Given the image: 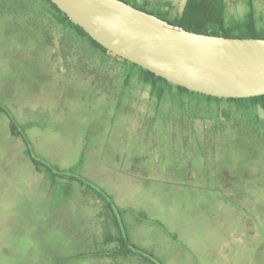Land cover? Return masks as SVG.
Instances as JSON below:
<instances>
[{"label":"rangeland","instance_id":"374dc122","mask_svg":"<svg viewBox=\"0 0 264 264\" xmlns=\"http://www.w3.org/2000/svg\"><path fill=\"white\" fill-rule=\"evenodd\" d=\"M170 1L173 13H180L186 2ZM255 5L259 25L264 26V0H255ZM227 11L243 15L245 0H227ZM53 12L45 0H0V105L21 124L35 122L27 127L30 140L39 154L56 163L45 154L70 160L69 148L77 135L74 130L49 138L38 123L51 81L40 64L64 60L60 53L52 60L49 56L43 25L51 24L46 20ZM68 60L78 61L72 55ZM90 60L96 61V56ZM99 60L108 65L117 61L109 55ZM115 71L121 79L132 72L125 65ZM140 77L136 72L126 86L119 83L125 88L121 97L108 94L106 102L108 113L118 112L115 131L106 135L108 156L125 152L138 173L151 180L149 187L137 182L129 188L122 185L120 198L161 214L179 232L181 242L165 264H264V128L257 127L245 110L235 112L236 107L224 122L216 118L215 102H197L190 96L182 99L186 108L171 97L159 102ZM127 109L132 111L124 113ZM25 148L24 141L11 133L9 114L0 111V264H145L140 256L106 255L115 243L102 240L104 231L117 230L102 214L103 201L83 193L80 181L68 180L71 197L66 205L65 179L51 189ZM150 189L157 197L151 204ZM128 190L132 194H126ZM50 216L74 223L75 233L82 232L78 227L92 226L96 244L70 241L58 246L50 239L40 244L36 227Z\"/></svg>","mask_w":264,"mask_h":264},{"label":"crops","instance_id":"0c3cea01","mask_svg":"<svg viewBox=\"0 0 264 264\" xmlns=\"http://www.w3.org/2000/svg\"><path fill=\"white\" fill-rule=\"evenodd\" d=\"M47 18L46 21L51 24H44L43 27L44 32L48 35L46 42L50 49V59L58 57L60 53L64 60L61 62L58 60L47 61L40 64L41 68L45 66L47 69L48 73L45 75L50 77L51 81H49L50 84L46 89L47 92H45L48 102L43 105L40 111L39 117L42 120L38 123L47 129L45 134H49L47 136L49 138L57 139L58 136L65 133L73 134L72 131L74 130L77 137L72 147L69 148L71 150L70 160H60L49 156V154L45 155L62 166H73L79 162L81 155L85 152L84 162L79 169L80 173L105 188L119 206L129 209L125 213V221L129 225L132 241L138 246L151 250L163 261H168L170 255L177 250V246L181 242L179 232L172 230L161 214L157 212L154 214L146 206H136L128 199H121L118 192L121 187L129 188L132 183L136 182L149 187L148 183H151V180L149 182L147 176L138 173L136 163H133L125 152L120 151L117 155L111 153L110 156L106 152V135L108 134L109 137L118 125L116 122L118 112L109 111L108 113L106 111L107 96L109 94L117 97L120 94L121 97L125 90V88H119V83L126 86L125 77L121 79V75L119 74L118 77V73L115 71L121 70L125 64L116 61L108 65L107 62L100 61L99 58L106 59L108 55L94 47L88 38L62 24L60 21L63 20H60L58 15L52 14ZM40 22H44V20L42 19ZM70 55L76 56L78 61H69ZM91 55L96 56V61L90 60ZM101 70L103 73L100 72ZM110 70L114 71L115 74H110ZM117 89L119 90L117 91ZM116 92L119 94L115 95ZM128 111L132 110L127 109L124 113H128ZM98 116L102 118V121L97 118ZM76 117L79 118L77 122L75 121ZM30 123H33L32 126L35 125V122ZM42 173L50 183L51 189H54L59 183L60 177L51 180L44 172ZM64 179L62 178V180ZM64 181L67 183H63L65 185L62 190L67 205L71 193H65L66 188L69 187V182L68 179ZM126 194L130 195L132 192L128 190ZM154 194L153 189L147 192V195H151L147 198L149 204L157 198ZM66 209L67 206L64 207V211ZM138 212L146 213L148 218H141ZM49 213L55 214L53 206L49 208ZM50 217V221L36 227L35 237L40 241V244L45 239L52 240L58 246L69 245L73 241L81 245L84 243L92 245L95 240L93 245L96 244V238L93 237L92 239V226L78 227L77 229L82 230V232L75 233L74 223H61L57 221L56 217ZM103 229H105V224ZM102 238L103 241L106 240V229ZM100 240L101 238L98 243ZM98 257L102 258L101 256ZM56 261H59V258H56ZM101 263L102 261L99 262V264Z\"/></svg>","mask_w":264,"mask_h":264},{"label":"water","instance_id":"95a60500","mask_svg":"<svg viewBox=\"0 0 264 264\" xmlns=\"http://www.w3.org/2000/svg\"><path fill=\"white\" fill-rule=\"evenodd\" d=\"M94 40L169 82L215 97L264 95V37L168 23L125 0H51Z\"/></svg>","mask_w":264,"mask_h":264},{"label":"trees","instance_id":"16d2710c","mask_svg":"<svg viewBox=\"0 0 264 264\" xmlns=\"http://www.w3.org/2000/svg\"><path fill=\"white\" fill-rule=\"evenodd\" d=\"M54 9V15L60 17L62 24L75 30L82 36L89 39L90 43L106 53L117 61L123 62L132 72L125 74L126 85L133 79L136 72L140 73L141 81L150 88V96L157 97L159 102L165 98L171 97L173 101H182L186 96L193 97L197 102L208 101L216 103V118L229 121L232 116V109L236 107L235 112L245 110L252 115L257 127L264 128V95L245 97V98H227L215 97L204 93L187 89L186 87L169 82L167 79L156 75L148 69L122 58L112 51L106 49L96 40H94L78 23L73 21L51 0H45ZM128 3L151 12L168 23L183 27L195 32L223 35L227 37H264V26L259 25V15L255 5V0H245L246 11L243 15L229 14L227 11V0H186L183 10L180 13H173L175 9L170 0H125ZM168 100V99H167ZM183 108V107H182ZM0 111L7 112L10 117V129L14 136L20 137L25 145V153L30 156L36 169L44 172L51 180L55 177L65 178L70 181L78 180L82 184L87 194L95 195L103 201V210L106 219H110L115 224L117 233L108 231L106 234V243H115L114 248L106 255L112 256H140L145 264H165V262L154 252L149 251L135 244L130 237L129 228L125 221V213L129 210L117 204L114 197L102 186L82 175L79 171L85 159V152L81 155L77 164L62 168L39 154L27 134V127L33 123L21 124L10 113V110L0 105ZM198 112H201L200 108ZM210 116V115H209ZM212 117V116H211ZM261 125V126H260ZM66 194H70V188H66ZM141 218L147 219L144 212H138Z\"/></svg>","mask_w":264,"mask_h":264}]
</instances>
